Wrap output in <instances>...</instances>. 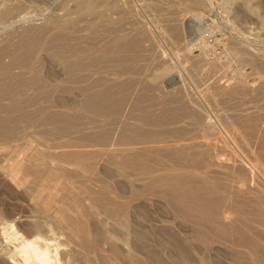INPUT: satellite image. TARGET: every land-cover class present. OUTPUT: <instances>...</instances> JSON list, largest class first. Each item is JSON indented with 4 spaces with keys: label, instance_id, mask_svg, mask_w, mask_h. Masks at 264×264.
<instances>
[{
    "label": "rangeland",
    "instance_id": "obj_1",
    "mask_svg": "<svg viewBox=\"0 0 264 264\" xmlns=\"http://www.w3.org/2000/svg\"><path fill=\"white\" fill-rule=\"evenodd\" d=\"M113 1L117 3V5H120L121 9L124 8L125 4L130 5H125V8H130L129 11H131L129 14L125 15V17L132 15L135 18L138 16V18L135 19H132L133 17L130 16L129 18L132 19V21L131 19L130 21L133 22V20H135L136 24L135 22H133L135 25L131 22L126 23L129 21L126 20L125 25L127 27L125 26L123 31L118 34H125L123 36L126 38H129L128 36L130 35V38H133L137 32L139 33L138 35H140L142 30L149 29V31H151V36L153 35V40L155 35L154 41L156 42H154V44H157L154 45L155 54L151 53L149 55V58L152 60L150 61L149 59L150 62H148L146 61L148 59H146V64L143 58H148V56H146L144 52L140 53L142 56H140V60L137 61L139 63H136L137 65H134L135 63L133 64V62L130 63L127 61V63L124 61H117L113 56L106 54L107 60L103 62L96 71H93L94 75H92L93 77L91 79H96V76L99 77L102 75L104 77H111V81L116 79L121 82V80L126 78V81L124 80L122 82H127L128 80L132 82L131 78H133V76L141 77V75L144 74L142 80L139 77L136 79L133 78V83L136 84L139 80L141 82L146 80V76L148 75L149 77L147 76V80L149 79L150 82L149 80L148 82H146L147 80L144 81L146 83H141L139 81V85L144 87V84H147V86L151 84L152 79H150V76H155L157 72H161V70H166V72L162 73L163 75L159 74V72L157 74L158 76L156 75L157 78L155 76L157 79V81L155 80L156 82L153 78L155 84L157 83V85H161L162 87H157V85L154 86L155 84H152L154 86L152 90L154 93H152L155 99L139 102L132 111L130 103H128L125 108H123L122 112L116 115V117H113L115 118V124L111 125L112 129L116 130L122 126L126 136H132L133 128L131 127L135 125V123L143 126V123L139 121L137 117L146 113H161L160 111L164 112L167 110L169 111L168 114L172 113L171 115H166V118H168V120H166L168 125H164V127L154 125L155 128L153 125H148L149 127L145 125V128L146 126L150 129L153 127V130L172 129L173 126V130H177L176 127H180L181 129L184 128V133L182 132L183 134H181L187 135L183 137L178 136V138L185 139V137H190V135L195 136L196 134L194 133L197 131V133L201 132L202 130L199 129L201 125L202 129L206 126L204 129L207 131L205 132V130H203L205 133L200 134L205 135L210 131L212 134L209 133L211 136L209 138L213 141L216 142L222 138L224 140L221 139L223 143L225 141V144L227 142L231 143V146L226 144L228 148L232 150L234 155L237 154L236 156L239 159L245 160V163H247L246 165L249 167L250 163L247 162L248 156L246 151L240 147L238 149L237 146L240 145L232 141L234 140L232 137L235 133H243L246 124L249 122V120H243L242 117L239 118V116H242V113L246 114L247 112L250 120L259 124H255V127L259 131L263 132L264 129V0H202V2H204L202 4L204 7L200 6L198 10H193L191 7L192 0ZM6 8L12 9V14L4 23L0 22V47L6 50L2 61H4V63L6 62L5 64L7 65L9 64L10 67H8L9 70L7 73H0V85H5V77L7 75H9L7 76V82L9 78H12L11 76H18V74H21L22 76L19 75L18 77L25 81H29L28 79H30L31 76L37 75L40 82L43 78L44 84L47 85L45 86L46 90H50L49 96L52 94L51 98L53 100L47 98L51 99L53 102L51 100L50 102L54 103V105H57L56 108L62 109L63 111L67 110V112L71 111L72 113L75 110V112H77L76 106L81 102L82 94L78 92L79 90L77 89V91L76 88L79 87L80 84L82 85L83 82L80 84L66 82L67 78L66 75H63L64 73L62 74L61 64L59 63V65L57 64L58 62L53 60L51 53L56 49L69 50L74 44L76 45L78 43L81 46L92 45V47L99 48L98 46H101L103 42V40L100 42L99 31L90 29L92 24L87 27L85 26V24L90 23V17L89 19L86 15L79 17L77 27L74 29L68 23H66L63 28L54 26L53 19H61L68 22L76 17V4L73 0H0V15ZM124 9L123 13L126 10ZM174 11H178L179 13H175ZM196 11L202 13V19L200 18L201 21L193 17ZM110 13L112 14V12L108 11V18L111 16L116 19L120 17L118 13H115L116 15L114 13L111 15ZM174 17L176 18L174 19ZM185 18L190 20L187 21ZM14 21L16 22L13 23ZM192 21L197 22L193 23ZM169 23L170 25H173V23L180 24V30L184 33V35L182 34L183 37L181 36V40L178 39V41H174L171 38L166 30L167 27L170 26ZM79 25H81V27L84 25L82 27L83 30H80L82 28H80ZM129 25L133 27L129 28ZM138 29L141 32L137 31ZM145 31L148 32L146 33L149 36L150 32L148 30ZM87 32L90 36L89 40L83 37ZM126 32L133 34L131 36V34H126ZM108 33L105 32L103 34L106 37L108 36L107 39L109 38V41L111 36L115 37L118 35L117 32L114 34L108 31ZM104 36V43L107 44L108 40ZM146 37L147 36H145L144 39H146ZM147 39L149 40L151 37L149 36ZM87 42H89V44H86ZM143 44L146 45L148 42L146 41ZM25 55L31 56L28 64L19 65L14 62L16 59L17 61L23 60ZM9 62H12V64ZM144 63L146 67H144ZM128 64L130 66H128ZM131 65H133V67H131ZM138 65V71L142 70L140 66H143V68H146V72L145 69L142 70L143 72L136 71L137 67L135 69L134 66ZM130 68H132L134 72L130 71ZM128 69H130V72ZM123 70H127L128 73ZM135 71L138 72L139 75ZM164 74H166V76ZM216 79L218 82L224 81V83H229L233 86L234 94L232 97L227 98L223 93L219 92V90H214L212 83H214L213 81ZM217 80L215 82H217ZM107 81V83H110L109 79ZM62 82L69 87L72 85L71 94L66 92L64 94V91L55 88L58 83ZM83 85H85V82ZM140 86H131V90L134 89V92L131 93L130 91L131 96L128 92L129 98L133 96L128 102L135 101L134 98L136 99V94L140 93V88H142ZM99 88L100 87H98V89ZM159 88L162 90L160 91ZM179 90H181V92ZM33 91V89H29L27 92ZM137 91L138 93H135ZM155 91L158 92L156 93L157 95ZM163 91L166 95H171V98H168L171 101L166 99L169 95L163 97L165 100L162 98V96L165 95ZM213 91L216 92V99H207V95ZM27 92L25 91V94H27ZM35 92H38V90H35ZM159 93L161 95L163 94L162 96L160 95L162 99L159 98ZM180 96L183 98L182 101L180 100ZM44 98L47 100L46 102L49 101L46 97ZM45 99H43V101ZM184 100H187L185 102L189 103V106L191 102H193L192 100H195L194 102H196V100L199 101V103H196L198 106H201L202 111L199 110L198 113L201 111L203 114L204 112L208 117L204 116L207 119L205 118L206 120L205 122L203 121V124H200V119H196V116L193 115V112L195 111L194 113H197V111L192 110V108L190 109V111L192 110L190 114H186L189 113V111L185 113L188 117L186 118V115L182 113L181 119L180 114L183 109L181 108L180 110V105L182 104L181 106L183 107L188 105L185 103L186 105L184 106ZM40 101L42 104H46L45 101V103L42 102V99H40ZM2 102H7L6 97L3 98ZM128 105L130 110H128ZM162 109H164V111ZM175 116L177 119L180 117V119H178L179 121L169 119ZM4 117L7 123L16 126L18 129L17 137L10 141H0V152L4 153L8 151L9 153L15 148H18V152L16 158L7 156L3 159L2 164L4 168L2 169L0 167V264H24L21 254L17 253L15 248L20 247L26 241L34 239H39V241H42V244H44L43 241L45 240H50V242H52V244H48L53 254L52 264H116V262L131 264V261L143 264H231L230 253H228L229 251L226 252V247V249L223 247L225 250L215 247L217 250L214 248L213 250L211 249L212 251L206 252V249L198 240L194 238L186 239L185 232L188 230V226H183V224L185 225V223L182 222L183 220H181V218H176L173 210L164 200H161V198L154 197L150 203H145L142 199H129L128 196L131 193L133 184L131 183V185V181H128L120 175L114 166L106 163L99 164L97 171L104 186L106 196L113 198L118 203L129 200L131 207L128 212V231L123 228L120 221L109 218L103 208L93 204L87 194L81 195L82 197L79 200L80 207L77 210L74 209L73 212L69 200H60L62 198L61 192H58L56 196V200H59L57 203L58 205L63 206L65 209L69 208L70 213H74L75 211L84 213L88 221V226L90 227V224H94L95 229L106 242L102 251L98 252L89 244V239L86 242L84 241L85 236L83 234L75 233L54 222L52 216L57 213L55 201L50 204V213H44L36 203V189L31 187V180H33V177L24 176L22 173H18L12 168L16 159L22 158L24 153L31 150V147L42 148L43 144H45V146L53 144V137L50 134H44L42 137L39 136L38 130L44 126L40 127L36 121H20L15 125V121L18 120L17 115L5 114ZM204 117L202 118L203 120ZM87 119V121H91L89 117ZM186 120L189 121L187 122ZM110 121H112V119ZM173 121L176 122V124L172 123ZM184 121L186 122L183 124ZM113 122L114 121H112V123ZM88 123L87 125L92 127V123ZM193 124H195L194 127H196L197 124L198 128L195 129ZM189 127H191V129ZM115 130L113 132H115ZM191 130H194V132ZM190 131L193 133L190 134ZM167 138V136H163V139ZM174 138L175 137H173V139ZM169 139L171 138L169 137ZM222 141H217V143H222ZM235 143L236 148L234 147ZM232 146L234 149H232ZM224 156L225 155H223V157ZM156 162L157 161H152V163ZM163 165L169 166L171 162L164 158ZM254 171L256 170L253 169V174L257 172L254 173ZM258 174L259 173L255 176ZM261 176L264 177L263 174H261ZM262 177H260V175L257 176L263 183ZM134 179L135 178L132 176L134 185L141 186L140 183ZM93 187L97 188L94 185ZM62 191L65 192V190ZM102 192L101 190V193ZM256 194L264 195V191ZM245 216H247L248 223L254 226L253 228L258 229L261 239L264 238V220L261 223L254 222L256 214L247 213ZM183 227L184 229L182 230ZM158 239H163L165 244L159 245ZM111 246L116 249V253L110 250ZM138 247H141V249H149L150 252L147 251V253H144L135 250ZM178 248L180 249L179 251ZM202 257H207L209 263L205 262L207 259L204 260ZM34 264L36 263L34 262Z\"/></svg>",
    "mask_w": 264,
    "mask_h": 264
},
{
    "label": "bare ground",
    "instance_id": "obj_2",
    "mask_svg": "<svg viewBox=\"0 0 264 264\" xmlns=\"http://www.w3.org/2000/svg\"><path fill=\"white\" fill-rule=\"evenodd\" d=\"M73 1L76 4V17L68 22L61 19H53V25L58 28H63L64 25L68 23L74 29L77 27L79 17L86 15L88 19L90 17V23L85 24V26L87 27L92 24L90 29L99 31L100 42L103 40L102 44L105 40L103 39V33H108L109 31L114 34L117 32L118 34L123 31L126 23L131 22L132 19L138 18V16L134 18L132 15H129V17H133L132 19L125 17V15L131 12L129 11L130 8H125V3L124 8L126 10L123 8L125 10L123 13V9H121L120 5H117L113 0ZM191 3L193 10H198L200 6H203L202 4L204 2H202V0H192ZM126 6L130 5L127 4ZM108 11L112 12V14L118 13L120 14V17L117 19L112 18V16L108 18ZM11 14L12 9L6 8L0 15V22L4 23ZM193 17L198 18V20L201 21L202 13L196 11V13L193 14ZM175 18L176 17H174V19ZM126 20L129 21L126 22ZM185 20L187 19L185 18ZM133 22H135V20H133ZM192 22L196 23L194 21ZM40 26L39 28L42 27ZM79 26L82 28L84 25H82V27L81 25ZM130 27L131 26L129 25V28ZM80 30H83V28ZM145 30L149 31V29ZM145 30H142L144 35L140 33V36L137 32L140 31L138 29L136 31L137 33H134L135 35L133 38H130V35L128 36L129 38H126L123 36L125 34L120 33L121 35L118 34L115 37L111 36L109 41V38L107 39L108 36H104L108 40V43L106 40L107 44L104 43L105 45L103 44V46L101 44V46H98L99 48L92 47V45L81 46L78 43L76 45L74 44L69 50L56 49L51 53L53 60L58 62L57 64H61L62 74L64 73L63 75H66L67 78L66 82L74 84L85 82V85L82 83L79 87H77L78 84L76 86V90L78 89L79 91H77L82 94L81 102L78 101L79 104L76 106L77 112H75V110L72 113L71 111L67 112V110L63 111L62 109L60 110L56 108L57 105L55 104V106L54 103H52V94L49 96L50 90H46L45 88L47 85L44 84L43 78L40 82L38 76L33 75L28 79L29 81H25L18 77L19 75L22 76L21 74H18V76H11L14 78H9L7 82V76L9 75H5V85H0V141H10L17 137L18 128L6 122L4 117L5 114H15L18 116L15 125L20 121H36L40 127L44 126L41 128L42 130H38L39 136L42 137L44 134H50L54 140L53 144L46 146L43 144L42 148L31 147V150L24 153L22 158L16 159L12 168L16 172L22 173L24 176L33 177V180H31V187L36 189V203L44 213H50V204L55 201L57 213L52 216L54 222L75 233L83 234L85 236L84 241L86 242L89 239V244H91L98 252L102 251L106 242L101 237V234L95 229L94 224H90V227L88 226V221L84 213H80L79 211L70 213L69 208L65 209L63 206L58 205L57 203L59 200H56V196L58 195V192H61L62 198L60 200H69L73 212L74 209L77 210L80 207L79 200L82 197L81 195L87 194L93 204L103 208L109 218L120 221L123 228L128 231V212L131 207L129 200L118 203L113 198L106 196L104 186L97 171L99 164L106 163L114 166L120 175L128 181H131L130 184H133H131L132 189L128 196L129 199H142L145 203H150L154 197L164 200V202H166V204L173 210L175 217L181 218V220H183L182 222L185 223V225L183 223L181 224H183V226H188V230L185 232L186 239L194 238L198 240L202 246H204L206 250L203 249L206 252L212 251L215 247L221 249L226 247V252L229 251L228 253H230L231 264H264V238L261 239L258 229L253 228L254 226H251L248 223L247 216H245L247 213L256 214L254 222L261 223L264 220V195L256 194L264 191V177L261 176V174L264 176V129L263 132L259 131L255 127L259 124L251 121L247 112L246 114L242 113V116H239V118L242 117L243 120H249L245 126V131L243 133H235L233 137L232 135L231 137L234 139L232 141H235L240 145L237 146L238 149L240 147L246 151L248 156V161H246L250 163L251 167H248L245 160L243 161L241 158L239 159L236 156L237 154L234 155L232 150L228 148L226 144L230 145L231 143L227 142L225 144L226 141L223 143L224 140L222 138L217 140H223L222 143L213 141L209 138L211 137L209 135L210 131H208V134L206 133L207 135H203L207 131L204 129L206 127L205 125L203 129L201 128L202 125L199 128L202 130L201 132L197 133V131L194 133L199 135H190V137L187 136L185 139L178 138V136L183 137L184 135H187H182L184 133V128L181 129L180 127H176L177 130H173L174 126L172 129L169 128L166 130H153L152 126H150L152 127L151 129L148 128V125H159V127L168 125V122L166 121L168 118H166V115L169 111L166 109V111L162 109L164 112L160 111L161 113H146L137 117V119L143 123V126L135 123V125L131 127L133 128L132 136H126L125 130L122 129V126L116 130L112 129L111 125L115 124V118L113 117H116V115L122 112L123 108H125L128 103H130L132 111L139 102L155 99L153 98L154 92L152 90L154 89V86L157 85L155 82L157 81V74L160 71L157 72V76L155 75L156 78L155 76H150L152 82L156 80L154 83L151 82V84H149L153 88L149 85L147 86V84H141L144 87L140 86L139 83L141 81L139 80V82L138 79V83L135 82L136 84H134V79L139 76H133L134 79L131 78L132 82H130V80L122 82L126 78H122L124 80H121V82L120 80L118 81L113 78V81H111V77H104L102 75H98L99 77L94 76L96 79H91L93 77L92 75H94L93 71H96L97 68L107 60L106 54L113 56L117 61L133 62V64L135 63L134 65H137V61L140 60V56H142L140 53L144 52V54L148 56V58H143L144 62H150L152 59L149 58V55L151 53L155 54L154 45L156 43L154 44V42L156 41H154L155 35L154 40L152 39L153 35L151 36V31H149L151 39L148 40V32ZM166 30L174 41H178V39L181 40L182 34L184 35L180 30L179 23L171 24ZM87 33L84 36L82 34V36L89 40L90 36L89 33ZM127 33L129 32H126V34ZM129 34L132 36L133 33ZM145 36H147L146 39H144ZM146 41L148 44H143ZM86 44H89V42ZM5 51L6 50L3 47H0V73H7L9 70L8 67H10L9 64L7 65L5 64L6 62L4 63V61H2ZM30 59V55H25L23 60L17 61L16 59L14 62L19 65H26L29 63ZM9 63L12 64V62ZM146 64L144 67H146ZM128 66L130 65L128 64ZM131 67H133V65H131ZM134 67L135 69L137 67L136 71H138L139 65ZM140 68L142 70L145 69L146 72V68H143V66H140ZM130 69H128V71L133 70L132 68ZM123 71L128 73L127 70ZM164 72H166V70H161L159 74ZM166 74L164 75L166 76ZM143 75L139 77L141 80ZM106 79H109L110 83H107L108 81ZM148 80L146 82H148ZM144 81L141 83H146ZM215 81L212 83L215 91L219 90V92L223 93L227 98L233 96L234 88L231 84L224 83V81H222L223 83L218 82V80L217 82ZM62 83H58L55 88L64 91V94L65 92L71 94L70 91H72V85L69 87ZM152 84L155 85L153 86ZM132 85H138L142 88L139 87L141 89H139L140 93H138V91L135 92L138 93L136 94V99L134 98L135 101L128 102L133 97L129 98V95L131 96L130 91L131 93L134 92V89L131 90ZM158 86L159 85H157V87ZM98 87L100 88L98 89ZM159 87H161V85ZM29 89H33L34 91L27 92ZM35 90H38V92H35ZM161 90L162 89H160V91ZM25 91L27 94H25ZM156 91L155 94L158 93ZM179 91L181 92V90ZM163 93L165 94L164 91ZM215 93L216 92L214 91L209 93L206 98L215 100ZM158 95L160 98L161 94L159 93ZM167 95L165 94L162 98L165 96L167 97ZM4 97H6L7 102H2ZM44 97L51 98L52 100L47 98L49 101L46 102L47 100ZM169 97L171 98V95L166 99ZM40 99H42V102L45 101L46 104H42ZM43 99L45 100L43 101ZM182 99L183 98L180 96L181 101ZM50 100L52 102H50ZM187 100L183 101L184 106L188 104L186 107L181 106L182 104L180 105V110L181 108L183 109L181 110V114L179 113L180 117L188 111L189 113L186 114H190L192 110H196L197 113H194V111L193 115L196 116V119H200V124H203L208 117L204 112L202 114L201 106H198L197 104L199 101L196 100V103L194 102L195 100H192L193 102H191V105L189 106V103L185 102ZM191 108L192 110L190 111ZM128 110H130V107ZM199 110H201V113H198ZM171 114L172 113L168 115ZM88 117L91 120L92 127L87 125L89 122L87 121ZM180 117H178V119H180ZM185 117L187 118L188 115ZM203 117L204 120L202 119ZM110 118L114 121L113 123L110 121ZM173 118L169 119L174 121L178 120L176 116ZM174 121L172 123L176 124ZM186 121H184L183 124ZM207 124L209 125L208 122ZM145 125L148 127L146 126L145 128ZM194 126L195 124H193V127ZM191 127L189 128L191 129ZM194 128H198L197 124ZM114 130L115 132H113ZM203 130H205V132ZM191 131L194 132V130ZM164 135L168 138L163 139ZM169 137L171 139H169ZM173 137L175 138L173 139ZM236 143L235 146L233 144L235 148ZM233 146L232 149H234ZM17 152L18 148H15L9 153L8 151H5L4 153L0 152V167L2 169L4 168V165L2 164L3 159L7 156L10 158H16ZM223 155L225 156L223 157ZM164 158L169 160L171 165H163ZM152 161L157 162L152 163ZM253 169L257 171H254V173L256 172L255 174H253ZM257 173L262 177L263 183L260 181L261 179H258L259 177L257 178L258 175L255 176ZM132 176L141 186L134 185ZM93 185L97 188L93 187ZM62 190H65V192ZM101 190L103 191L102 193ZM183 229L184 227L182 230ZM157 241L159 245L165 244L163 239H158ZM41 242L42 241H39V239H34L26 241L20 247L15 248V251L21 254L24 264H34V262L36 264H52L53 254L48 246V244H52V242H50V240L43 241L44 244ZM138 248L135 250L144 253H147V251L150 252L149 249ZM110 250L116 253V249L113 246L110 247ZM179 250L180 249L178 248V251ZM203 259L205 260L207 257H204ZM205 262L209 263L208 259L207 261L205 260ZM130 263L143 264L135 261H131ZM116 264H124V262H116Z\"/></svg>",
    "mask_w": 264,
    "mask_h": 264
}]
</instances>
